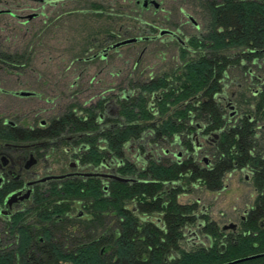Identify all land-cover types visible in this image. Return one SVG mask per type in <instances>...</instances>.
Listing matches in <instances>:
<instances>
[{"label":"trees","instance_id":"trees-1","mask_svg":"<svg viewBox=\"0 0 264 264\" xmlns=\"http://www.w3.org/2000/svg\"><path fill=\"white\" fill-rule=\"evenodd\" d=\"M195 1L205 17L204 32L191 35L185 45L177 44L180 65L171 76L163 72L145 80L130 79L127 87L109 94L118 108L113 121L116 127L97 133V115L105 104L100 99L89 108L68 104L45 130L50 139L65 129L93 131V136L85 137L90 148L83 161L98 165L108 153L123 160L118 172L133 181L113 179L104 190L98 178L68 179L37 193L33 204L7 222L0 233V264H215L214 251L181 247L182 230L196 223L198 204L179 203L178 195L196 184L208 191L221 190L226 173L247 168L261 193L257 203L264 208L263 143L258 141L264 135V129L258 128L262 125L258 121L264 119V92L253 101L241 94L245 111L233 119L225 118L219 102L212 98L221 81L229 78L231 67L244 71L243 63L264 55V0ZM84 12L107 17L110 37L116 31L114 25L120 23L119 14L104 10L100 2H92ZM132 19L127 16V24ZM103 32L97 27L89 33L87 47ZM29 58V54L0 51V62L11 68ZM251 105L256 113L250 111ZM251 114L254 121L247 117ZM199 123L221 129L216 146L209 149L212 160L208 166L191 154L190 134ZM21 133L32 138L38 132ZM7 137L10 134L0 122V138ZM175 137L188 151L181 159L153 153L155 157L150 155L137 166L126 156L125 144L136 143L146 155L151 147L165 150L163 145ZM76 203L87 209L86 219L69 216ZM209 233L217 237L214 229Z\"/></svg>","mask_w":264,"mask_h":264},{"label":"rangeland","instance_id":"rangeland-1","mask_svg":"<svg viewBox=\"0 0 264 264\" xmlns=\"http://www.w3.org/2000/svg\"><path fill=\"white\" fill-rule=\"evenodd\" d=\"M92 2H100L104 10L119 14L118 22L122 29L131 26L128 29L130 36L139 33L146 36L158 35V31L152 34L147 32L148 26L140 28L141 23L157 25L162 29L177 28L186 42L189 36L204 32L205 17L195 0H162L160 3L163 12H153L152 6L144 9L134 0H74L54 3L0 0V10H9L14 15H0V51L30 56L27 63L15 64L17 67L13 68L0 62V118L20 124L27 121L29 124H37L41 120L60 115L70 103L85 106L95 103L102 91L107 95L106 90L112 88L113 93H116L119 87H127L130 79L145 80L151 74L171 73L178 68L179 48L175 41H166V34L161 35L164 42L156 39L125 44L119 47L117 54L110 53L107 60H85L91 54L86 53L85 49L88 34L106 24L104 16L96 18L98 16L90 12L82 13L90 8ZM166 10L169 12H165ZM59 14L60 17L57 18ZM34 15L36 16L32 17ZM162 15H167V20ZM186 15L195 20L198 28H195ZM127 16L129 19L135 16L137 20L132 19L127 24ZM27 18L31 19L28 21ZM114 26L117 31L115 28L118 23ZM126 37L128 36L120 34L116 39ZM78 58L80 60H76ZM135 64L136 68L132 69ZM232 74L243 87L250 85L238 72L232 71ZM77 77L76 83L71 85ZM236 88L233 83L229 90ZM248 88L253 87L250 85ZM20 90L31 91L34 95L23 97L14 94ZM112 104L113 99L109 101V105L113 106ZM163 147L169 151L166 155L156 148L149 150L148 156L156 153L159 157L171 159L172 154L178 150L177 146L169 144ZM126 156L135 161L129 150L126 151ZM245 174L247 172L235 170L226 175L223 188L218 191H208L201 184L191 185L190 191L179 194L177 201L182 204L197 202L198 211L204 208L208 216L219 224L235 219L237 214L251 204L255 196L253 183L249 178H244Z\"/></svg>","mask_w":264,"mask_h":264},{"label":"flooded vegetation","instance_id":"flooded-vegetation-1","mask_svg":"<svg viewBox=\"0 0 264 264\" xmlns=\"http://www.w3.org/2000/svg\"><path fill=\"white\" fill-rule=\"evenodd\" d=\"M37 1L54 3L74 0ZM134 2L141 5L144 9H148L152 6L153 12L164 11L160 3L162 0H134ZM165 12L169 11L166 10ZM1 14H10L14 16L9 10H0V15ZM35 16L36 15L32 17ZM59 17L60 14L57 18ZM162 17H166L167 20V15H162ZM96 18H99V16ZM27 19L29 21L31 18ZM134 19L137 20V17L134 16ZM104 21H106V24L99 26L104 32L101 36L97 35L92 38L91 45H93L86 48V53L91 52L90 56L85 58L87 61L107 60L110 53H118L120 46L109 50L106 48L116 42L128 38H144V40H138L133 43L154 41L156 39L160 42H164L161 36L157 35L146 36L139 33L135 36H130L128 29L131 26L122 29V25L120 24H118L117 31L112 32V37H110L111 33L108 28L109 21L107 17H105ZM141 24L140 28L144 29L148 26L146 31L151 34L157 31L159 33L160 30H162V28H159L157 25L149 23ZM134 26L136 27V25ZM195 28H198V26H195ZM165 30L172 31L178 36L176 38L173 34L165 33L168 36L166 41H175L176 44L179 45H185L187 43L182 39L180 31H178L177 28L175 30ZM120 31L121 34L128 37L124 39H116L119 37ZM142 31L143 30H141V32ZM142 52L143 49L141 53ZM178 59L180 61L179 52ZM76 60L80 59L78 58ZM241 67H245V70L239 71L234 67L231 68L232 71L238 72L240 77H243L244 80L247 79L253 88H248L250 85H247L248 87H243V84L240 81H236L234 74L231 72L229 78L221 81V86L216 87L217 89L212 94V98L219 102L220 110L223 112L225 118L233 119L242 117L245 109L243 108V105L240 104L241 94L251 97L253 101L259 93L264 92V55L251 62L243 63ZM134 68H136V64L132 65V69ZM171 75L172 73H170V76ZM151 76L155 77L158 75L151 74ZM77 79L78 77L71 82V85L75 84ZM233 83H235L237 88L230 91L229 88ZM248 89L250 90L248 91ZM106 92L107 95L103 94L104 91H102V94L96 100L97 102L100 99H105L104 110L102 113H98L96 119L99 129L97 133L101 134L116 127L117 124L113 121L118 118V108L115 105V101L114 104H112L113 106L109 105V101L111 99L114 100V98L111 97L109 99V94L116 93H113V90L111 89L106 90ZM199 97L202 98L200 95ZM87 103L88 101L85 102V104ZM93 104L94 103H89L85 106L84 104L81 105L89 108ZM261 110H264V107ZM250 111L257 112L254 105L250 106ZM247 117L251 118V121H254L255 119L254 114L247 115ZM50 120L51 118L48 120H41L37 124H29L28 121L20 124L14 120L0 118L1 125L5 127V130L10 134V137L0 138V233L5 228L7 222L11 223L15 215L25 211L33 204L37 193L44 192L46 188L54 183H61L68 179L86 180L94 177L99 179L100 185L105 190L109 181L113 180L108 177V175L121 176L118 169L123 166V160L111 158L108 153L102 158L98 165L83 161V154L90 148L88 142L85 141V137L93 136V131H76L74 129L69 131L65 129L54 139H50L45 137V130ZM120 122H122V120H120ZM259 123L262 125L258 126V128L259 130L262 128L263 131L264 119L260 122L258 121V124ZM22 130L36 131L38 133L35 137L26 138L24 134L21 133ZM220 132L221 129H208L205 123H199L195 125L193 132L190 134L193 143L191 154L194 155L199 162L204 164V166L210 165L212 156L209 149L212 146H216ZM259 136V134L256 135V138H259ZM258 141H261V138L258 139ZM262 143L263 146L260 154L262 159H264V135ZM167 144L178 147L177 152L172 154L173 158H171V160H178L187 155L188 151L182 146L179 137L173 138L172 142ZM136 145V143H128L124 145V149L125 152L126 150L130 151L138 166L141 165V162L149 159L151 156H148V153L142 155L138 151ZM151 148V150H154L153 147ZM159 150L162 151L164 155L169 152L167 149ZM235 170H241L244 173L247 172V174H245L247 176L244 175V178H249L252 181L253 172L247 168L234 169L226 173L223 179L226 175ZM254 192L255 196L248 207L237 214L235 219L221 224L215 219L210 218L206 210L201 208L196 214V223L183 228V234L180 240L181 247L186 250L197 249L205 253L208 251H214L215 264H264V208L259 207L257 203V198L261 193H259L255 187ZM68 214L71 218L86 219L87 209L81 203H76L74 208H71V210L68 211ZM255 217H257L256 221H253ZM211 229L216 231L217 237H212L211 233H209ZM259 230L262 233H259Z\"/></svg>","mask_w":264,"mask_h":264},{"label":"water","instance_id":"water-1","mask_svg":"<svg viewBox=\"0 0 264 264\" xmlns=\"http://www.w3.org/2000/svg\"><path fill=\"white\" fill-rule=\"evenodd\" d=\"M189 20L191 21V23L197 27V24L195 22V20L190 16V15H187ZM165 33H169V34H173L176 38L178 37L175 33H173L172 31H169V30H165V29H162L160 30V32L158 33L157 36H161ZM138 40H144V38H128V39H124V40H121L119 42H116L115 44H112L111 46H109L108 48H106L107 50L109 49H112V48H115V47H119V46H122V45H125V44H129V43H133L135 41H138ZM15 95H18V96H23V97H26V96H30V95H33L34 93L31 92V91H24V90H20V91H16L14 92ZM108 177L112 178V179H115V180H118V181H122V182H131L133 181L132 178H129V177H123V176H118V175H108Z\"/></svg>","mask_w":264,"mask_h":264}]
</instances>
